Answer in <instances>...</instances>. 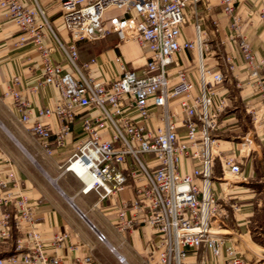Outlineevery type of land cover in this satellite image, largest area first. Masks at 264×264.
Instances as JSON below:
<instances>
[{
  "label": "built area",
  "instance_id": "obj_1",
  "mask_svg": "<svg viewBox=\"0 0 264 264\" xmlns=\"http://www.w3.org/2000/svg\"><path fill=\"white\" fill-rule=\"evenodd\" d=\"M198 1L57 0L62 24L71 37L65 44L56 37L36 0L32 4L0 0L5 17L22 32L16 45L31 42L39 53L43 75L29 89L35 92L51 86L59 91L60 99L54 106L34 107L23 98L17 76L2 96L12 99L19 121L46 151H52V145L63 147L74 123H80L65 170L82 181V192L92 190L106 198L132 183L133 197L120 209L117 225L121 231L138 225L152 229L154 243L147 264H191V256L201 246L214 258L223 256L225 264H251L223 231H227L230 216L241 210L231 182L236 178L245 181V154L259 138V120L264 118L260 75L264 45L258 59L245 32L252 11L244 12L236 0H218L228 21L227 41L235 46L247 70L243 85L256 91L261 101L257 112L249 110L250 126L240 143L246 153L239 148L225 155L219 150L218 131L228 103L216 92L224 73L206 68L200 61L196 84L174 60L181 50L201 51L205 43L206 34L198 21L193 40L179 39L186 22L185 8ZM109 9L122 14L110 17L106 24ZM258 16L264 29V5ZM49 33L73 73L53 60ZM109 33H115L120 42L136 41L144 54L137 69L115 56L110 63L117 66V77L106 81L90 75V68L105 67L109 62L91 58L79 64L76 43L95 41ZM224 60L227 71L235 69L231 56ZM173 100L177 109L172 108ZM84 110L86 114L81 115ZM46 117L57 119L55 130L43 121ZM188 160L194 166L184 172ZM217 167L219 175L215 174ZM34 208L14 173H0V238L9 237L11 229L21 234L14 251L0 257V264H63L47 252ZM96 235L98 240H106L103 233ZM65 238L64 233H56L52 243L58 246ZM68 264L97 263L85 255Z\"/></svg>",
  "mask_w": 264,
  "mask_h": 264
},
{
  "label": "crops",
  "instance_id": "obj_2",
  "mask_svg": "<svg viewBox=\"0 0 264 264\" xmlns=\"http://www.w3.org/2000/svg\"><path fill=\"white\" fill-rule=\"evenodd\" d=\"M36 1L56 37L62 43H68L71 37L62 24L57 0ZM236 1L244 12L253 13L246 19L245 32L252 49L260 59L263 53L264 29L258 10L264 5V0ZM27 2L32 4V0ZM184 13L186 22L182 26L180 41L194 39L195 22L198 21L206 34L205 43L201 51L196 48L181 50L174 60L196 84L200 61L204 67L224 73L223 83L216 87L217 94L225 97L228 103L220 120L219 150L225 155H232L240 148L236 141L242 139L250 126L249 110L254 109L257 112L260 109L259 95L243 85L247 70L235 46L227 41L228 21L218 0H199L196 5H188ZM120 14L122 12L115 9L107 10L106 24L109 23L110 17ZM37 20L40 22V17H37ZM43 30L46 32V27H43ZM21 34V30L5 17L0 8V173L3 176L9 172L14 173L17 184L35 206L33 213L36 227L45 242L47 252L59 257L63 264L85 255H91L97 264H147L146 259L154 243L152 229L147 225H138L133 230L121 231L117 225L120 209L133 197L132 183L113 196L101 198L92 190L82 192V181L65 170V164L75 149L74 137L80 131V123H74L72 133L63 147L52 145V151H46L19 121L18 113L12 106V99L3 98L2 92L10 86L13 77L17 76L23 98L34 107L54 106L60 99L59 91L51 86L39 87L35 92L29 89L43 73L36 47L31 42L16 45ZM48 44L53 47V60L63 64L73 73L71 67L66 65L65 58L50 33ZM76 45L79 64L91 58H97L99 62H109L105 67L91 66L90 75L99 80L108 81L117 77V66L110 63L115 56H121L130 68L137 69L142 65V47L136 41L120 42L115 33H109L95 41H78ZM226 56H231L235 64V69L230 72L227 71L224 60ZM260 75L264 81V66L260 68ZM171 105L173 109H177L176 100H173ZM85 112L82 111L81 115H85ZM43 121L53 130L58 127L55 117H46ZM259 122V138L249 145L245 154V181L253 178L257 171L264 172V118ZM193 166L188 160L183 171L189 172ZM246 190H234L233 194L235 198H239L237 194L248 193ZM242 197L243 200L253 199L249 193ZM242 206L244 210L237 214L236 220L243 229L255 211L251 202ZM256 206H260L259 203ZM25 228L27 229V226ZM98 232L105 235V241L97 239ZM56 233L66 235L65 240L58 246L52 243ZM247 233L244 232L243 235L246 236ZM17 238L20 239L21 234L14 229H11L9 237L0 238V254L6 255L14 251ZM22 242L26 244L24 239ZM190 260L191 264H225L223 256L212 257L204 246H201Z\"/></svg>",
  "mask_w": 264,
  "mask_h": 264
},
{
  "label": "rangeland",
  "instance_id": "obj_3",
  "mask_svg": "<svg viewBox=\"0 0 264 264\" xmlns=\"http://www.w3.org/2000/svg\"><path fill=\"white\" fill-rule=\"evenodd\" d=\"M237 143H241L242 139L237 140ZM221 143V142H220ZM252 144V143H251ZM240 149L246 153V149L243 146H239ZM215 174L219 175V169H215ZM228 178V177H227ZM234 182H231L232 190L235 191H248L252 195L253 199L243 200L242 196L247 195V192H240L237 194L239 198V204H241V210H244V203L251 202L254 206V215L251 217L250 221L247 223L245 228H241V225H238L236 214L230 216V219L227 221V231L226 237H230L232 241L237 246V249L243 254V256L251 262L260 263L264 262V172L257 171L253 178L246 181H239L238 178L233 179ZM259 203L260 206H256ZM244 232H248L246 236L243 235ZM239 234H242L241 236ZM1 253V252H0ZM5 255V254H4ZM3 256V255H2Z\"/></svg>",
  "mask_w": 264,
  "mask_h": 264
},
{
  "label": "trees",
  "instance_id": "obj_4",
  "mask_svg": "<svg viewBox=\"0 0 264 264\" xmlns=\"http://www.w3.org/2000/svg\"><path fill=\"white\" fill-rule=\"evenodd\" d=\"M2 256V254H0V257Z\"/></svg>",
  "mask_w": 264,
  "mask_h": 264
}]
</instances>
